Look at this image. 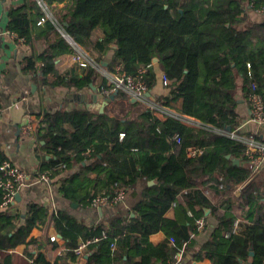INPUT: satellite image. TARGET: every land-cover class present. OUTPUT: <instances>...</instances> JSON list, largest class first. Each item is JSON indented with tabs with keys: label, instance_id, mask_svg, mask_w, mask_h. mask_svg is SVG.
<instances>
[{
	"label": "trees",
	"instance_id": "1",
	"mask_svg": "<svg viewBox=\"0 0 264 264\" xmlns=\"http://www.w3.org/2000/svg\"><path fill=\"white\" fill-rule=\"evenodd\" d=\"M42 1L49 19L35 0L7 10L6 30L16 34L15 41L30 45L56 35L42 52L23 59V73L35 80L40 73V84L53 88L92 85L100 94L106 87L104 79L95 83L99 73L90 66L57 71L58 57L72 52L60 29L97 64L115 46L106 67L110 71L120 66L134 76L148 67L149 92L157 66L167 78L168 93L148 102L177 116L158 118L149 107L133 117L86 109L45 113L33 134L43 155L38 171L59 177V193L79 207L119 188L127 192L126 203L113 208L107 225L87 226L67 211L51 214L37 204H29L24 214L1 210L0 191V264H28L12 252L21 245L29 250L36 243L32 230L47 225L64 241L65 253L53 264L76 261L72 249L93 238L98 241L88 246L85 264H176L184 244L196 262L264 264V167L257 174L245 167L246 147L230 136L237 132L258 139L239 130L236 108L253 83L264 98V13L258 12L264 0ZM117 100L129 104L122 92L112 102ZM192 150L198 153L191 156ZM4 161L8 158L0 152V164ZM206 210L215 226L195 248V221L206 220ZM158 232L165 240L155 245L150 236Z\"/></svg>",
	"mask_w": 264,
	"mask_h": 264
},
{
	"label": "crops",
	"instance_id": "2",
	"mask_svg": "<svg viewBox=\"0 0 264 264\" xmlns=\"http://www.w3.org/2000/svg\"><path fill=\"white\" fill-rule=\"evenodd\" d=\"M24 3H27V0H0V152H3L7 156L10 163L17 165L24 172L34 173L40 168L43 155L38 148L37 141L33 134L38 121L45 113L60 109L66 111L86 109L99 114L105 113L109 117H123L124 115L133 117L145 108H141L138 103L132 104L133 102H131L128 97L129 104L127 100H117L101 108L104 100H102L94 86L93 88L89 86V88H84L82 90L67 89L65 87L53 88L46 85L42 86L39 80L41 77L40 73L37 74L39 78L36 80L32 75L23 73V59L42 52L46 44L52 42L56 37L55 34H51L47 41L40 40L35 43L32 42L33 44L30 45L23 43V41H15V38H13L11 34H16L6 30L8 23L7 10L12 7H19ZM61 7L62 4L58 5V9ZM79 47L88 54L81 46ZM113 51L114 48L111 46L110 51L102 56L103 61L100 64L101 67L107 69L106 67L112 59ZM73 54L74 51L72 50L71 53L63 54L58 57L56 60L57 71L67 72L75 65L79 66L73 60ZM155 71V85L150 96H148L150 98L148 99L151 101L159 97H164L168 93L167 87H163L161 84L160 76L162 71L157 66H155ZM102 79V76L98 74L95 83H100ZM246 101L247 99L245 100L244 97H239L236 108V113L242 120L239 130L244 133H253L255 129L254 126L246 124L249 110V105ZM115 104H122L121 108H113ZM175 106L179 108L180 102H177ZM157 117L161 118L160 116ZM28 125H31L34 130L32 134L25 135L22 129ZM84 154L88 155L89 150L86 149ZM263 167L261 169H263ZM261 169L256 173H259ZM74 170H77V168L75 167ZM66 175H68L67 172L63 173L61 177ZM238 192L240 194L239 187L234 190L236 196H239ZM18 194L19 200H15L14 207L21 214L26 212L29 204H37L44 208H48V206L52 204L56 210L67 211L72 217L87 226H96L98 224L107 225L108 218L112 215L113 208H115L114 206L113 208L106 207L97 210L88 207L82 208L77 205L74 207L69 200L63 198L59 193V177H52V182L49 185L30 183L22 188ZM126 199L124 197V201L119 204L125 206ZM48 213H50V211H48ZM208 213H205V217H207L206 220H204V228L192 237L195 248L200 247L207 241L212 228L215 226L214 218L209 216ZM187 215L191 218L189 212ZM167 216L172 217L173 212L169 211ZM52 235L59 238L57 242L49 241V236ZM30 238L34 239L36 243L33 244L29 250L23 245L14 249L12 253H14L15 259H21L28 264H53L57 257H61V255L65 253V250L62 248L64 241L57 235L51 225L33 229L30 233ZM164 240L165 236L162 232L150 236V241L155 245L162 243ZM49 243L56 244L58 250L55 252L52 251L51 244ZM169 246L172 245L169 244ZM176 258V264H209L207 260L202 262L194 261L191 251L185 249V244L181 252L176 255ZM63 262L64 263H60L85 264V260L80 262L64 260Z\"/></svg>",
	"mask_w": 264,
	"mask_h": 264
},
{
	"label": "built area",
	"instance_id": "3",
	"mask_svg": "<svg viewBox=\"0 0 264 264\" xmlns=\"http://www.w3.org/2000/svg\"><path fill=\"white\" fill-rule=\"evenodd\" d=\"M37 4L43 9L45 13L46 19L50 18V14L43 3L42 0H35ZM261 8L258 10L259 13H264V3L260 4ZM44 18H41L37 25H40L44 22ZM9 33V32H7ZM11 34V33H10ZM13 38H17L16 35L11 34ZM62 36L71 46L74 51L73 60L80 66L86 67L90 66L94 70H96L102 78L106 81V87L100 90V96L102 100H105L111 95H115L117 92L124 93L130 100L136 102H144L145 100H149L145 94L147 91V85L144 79L148 67L140 68L134 76L127 75L123 72L120 66H116L113 71L105 69L100 66V64L95 63V61L86 54L75 42L68 41L64 33ZM19 42H22V39H18ZM161 84L163 87L167 86V78L164 74H161ZM151 93V92H149ZM249 110H248V119L246 124H251L254 127H264V98L257 91L256 84L250 85V94L247 98ZM152 102L146 101V107L153 109L157 116H164L165 114H172L173 116H177L174 111H170L168 108L163 106H157ZM1 115V109H0ZM191 122V119H189ZM33 127L31 125L25 126L22 129V132L26 134L33 133ZM253 134V133H252ZM231 138L239 140L246 147L245 149V161L244 166L248 169H251L253 172H257L264 166V143L259 141L254 137H245L237 132H233L230 134ZM123 137V134L120 135V138ZM178 141V138H177ZM208 150L221 149L220 147H209ZM198 153L197 150L190 151L191 156H195ZM200 153V152H199ZM52 182L51 175L48 171L39 172L36 171L34 173H26L21 170L17 165L10 163L9 161H4L0 164V191L3 195V202L1 204V210L10 211L13 213L18 212L14 207L15 196L19 191L26 187L28 184L32 183H42L45 185H49ZM126 194V190L123 188L117 189L112 196L101 195L92 198L87 203L86 207L92 209H101V208H113L119 203L124 201V197ZM48 206V205H47ZM47 208V207H46ZM48 211L50 213L55 214L56 209L51 204L48 206ZM189 215L192 214L189 212ZM197 225V232L201 231L204 227V219L197 218L195 221ZM105 236V233H102V237ZM58 237L55 235L49 236L50 242H57ZM98 239L93 238L89 240H80L75 248L72 249L73 255L76 261L85 260V256L87 254V248L91 243L97 242ZM170 245L174 244V239L170 237L168 239ZM112 246V245H111Z\"/></svg>",
	"mask_w": 264,
	"mask_h": 264
},
{
	"label": "water",
	"instance_id": "4",
	"mask_svg": "<svg viewBox=\"0 0 264 264\" xmlns=\"http://www.w3.org/2000/svg\"><path fill=\"white\" fill-rule=\"evenodd\" d=\"M68 41H72L71 38H67ZM113 48L115 49V46H113ZM91 88H93L92 85H90ZM145 96H150V93L147 92L145 94ZM115 98V95H111L109 96L108 98H106L104 101H103V104H102V107L101 108H104L107 104L111 103ZM255 129L253 130V134H255V136L258 138L259 141L263 142L264 143V127L261 128V127H254ZM226 131H229V129H227ZM226 158L228 159L229 156H226ZM233 162V165H236L238 166L239 165V161L238 160H232ZM262 170V169H261ZM257 174V173H256ZM152 182H149V185H151ZM239 194V192H238ZM17 199V201L19 200V194L17 193L16 196H15V200ZM73 206L75 207V204H73ZM101 211V210H100ZM205 213L207 214L208 213V210L205 211ZM88 259V255L85 256V260ZM193 264H196V263H193Z\"/></svg>",
	"mask_w": 264,
	"mask_h": 264
},
{
	"label": "rangeland",
	"instance_id": "5",
	"mask_svg": "<svg viewBox=\"0 0 264 264\" xmlns=\"http://www.w3.org/2000/svg\"><path fill=\"white\" fill-rule=\"evenodd\" d=\"M58 31L60 32V34L63 33L60 29ZM146 101H149V100H145L143 103L131 100V102H133V103H138L139 106H141V108H146V104H145ZM246 102H248V101H246ZM121 105L120 104H115L113 108H121ZM244 136H246V135H244Z\"/></svg>",
	"mask_w": 264,
	"mask_h": 264
}]
</instances>
